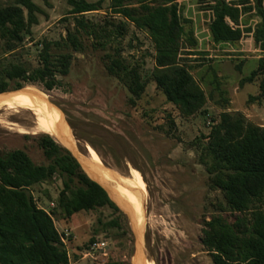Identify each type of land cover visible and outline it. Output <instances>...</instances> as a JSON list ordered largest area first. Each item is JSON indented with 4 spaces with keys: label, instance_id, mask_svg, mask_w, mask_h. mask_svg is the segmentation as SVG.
I'll list each match as a JSON object with an SVG mask.
<instances>
[{
    "label": "rangeland",
    "instance_id": "rangeland-1",
    "mask_svg": "<svg viewBox=\"0 0 264 264\" xmlns=\"http://www.w3.org/2000/svg\"><path fill=\"white\" fill-rule=\"evenodd\" d=\"M15 1L0 0V4ZM34 1L39 6L37 23L24 35L18 51L5 52L0 42V60L36 67L45 42L61 41L68 32L77 33L83 48H51L54 53L73 54L69 73L58 75L60 84L53 89L25 82L19 87L20 81L10 80L8 89L0 93V104L11 102L0 108V151L20 149L35 163L46 162L40 145L46 133L38 130L37 111L13 103L25 96L38 97L59 110L82 158L97 169L103 167L106 176L131 178L145 200L139 231L137 222L119 205L121 213L100 208L65 218L57 204L59 179L32 187L38 205L53 215L70 264H140V250L144 264H214L202 242L204 221L221 214L235 222L238 214L222 210L224 195L210 184L202 162L203 137L225 110L264 126V97L259 98L264 73L247 79L264 63V50L255 44L253 33L244 31L234 44L214 43L206 0H177L185 27L197 41L194 46L185 42L180 61L190 67L209 97L200 111L185 116L152 78L156 48L151 37L112 13L111 0H87L102 1V7L84 15L71 14L68 0ZM24 12L27 16L25 8ZM80 16L87 20L86 28L78 26ZM244 16L248 24L241 21V28H254L259 19L253 13ZM116 25L125 26L123 35L117 36ZM117 54L138 71L145 86L140 95L110 72V59ZM122 192L139 214L136 196L130 190ZM99 218L105 222L118 218L120 226L106 227Z\"/></svg>",
    "mask_w": 264,
    "mask_h": 264
},
{
    "label": "trees",
    "instance_id": "trees-1",
    "mask_svg": "<svg viewBox=\"0 0 264 264\" xmlns=\"http://www.w3.org/2000/svg\"><path fill=\"white\" fill-rule=\"evenodd\" d=\"M71 14L84 15L99 10L102 1L68 0ZM212 13L209 31L214 43L234 44L244 31L252 32L255 44L264 50V0H206ZM24 8L28 11L25 15ZM111 11L146 31L156 48L152 78L168 102L176 105L185 116L200 111L209 97L190 67L181 63V51L187 41L197 44L191 29L185 27L177 0H111ZM39 6L34 0H16L0 4V42L5 52H16L37 23ZM253 13L259 20L255 27L244 15ZM86 28L84 16L76 19ZM124 24V23H123ZM117 36L125 26H115ZM108 34V32H106ZM81 50L83 44L76 32H68L61 41H46L40 52V65L31 67L23 62L0 60V93L10 80L40 83L46 89L60 84L58 75H67L73 60L72 52L54 53L52 47ZM110 72L140 95L144 83L139 73L120 59L111 57ZM264 63L247 79L253 80ZM212 97V94H210ZM264 97V77L259 98ZM202 162L211 176L210 184L225 198L222 210L237 213L235 222L221 214L204 221L202 242L214 264H264V126L254 124L240 112L223 111L220 122L204 136ZM40 145L46 162L37 164L23 150L0 151V264H70V255L52 213L40 207L32 187L59 179L62 188L57 204L65 218L81 211L107 208L121 213L107 190L92 179L70 150L49 134ZM106 227H119L118 218L104 221ZM94 242V238L91 240ZM108 264H122L111 261Z\"/></svg>",
    "mask_w": 264,
    "mask_h": 264
},
{
    "label": "bare ground",
    "instance_id": "bare-ground-1",
    "mask_svg": "<svg viewBox=\"0 0 264 264\" xmlns=\"http://www.w3.org/2000/svg\"><path fill=\"white\" fill-rule=\"evenodd\" d=\"M9 103L11 104V102L1 103L0 108L6 106ZM13 103L18 107L20 105H24L36 110L38 115V121L36 122L39 128L38 130L51 135L58 142L63 143L62 145L73 150L78 155L79 159L85 166L86 171L91 177L95 178L106 187H109L112 190H114L115 194H117L116 196H118L119 194V196L123 200H120L119 197L118 198L115 197V200L119 203L120 207L130 215L135 225L137 222L139 231H141L142 229L141 226L143 224V219L145 217V207H144L145 200L142 193L136 187V185L131 180V178L128 179L122 176L119 177L115 174L114 175L111 174V176H106L105 169L103 167L98 168L99 169L98 170L88 160L82 158V156L77 153L76 140L72 135V133L70 132L69 128L66 127L63 116L61 115L59 110L52 104H49L35 96H25L14 101ZM131 188H137L139 191L134 192L131 190ZM123 190L124 191L130 190L136 196L138 200L139 214L135 212L133 206L125 199L124 193L122 192ZM139 255H140L139 257L140 264H144V259H143L144 256L142 254V250H140Z\"/></svg>",
    "mask_w": 264,
    "mask_h": 264
},
{
    "label": "water",
    "instance_id": "water-1",
    "mask_svg": "<svg viewBox=\"0 0 264 264\" xmlns=\"http://www.w3.org/2000/svg\"><path fill=\"white\" fill-rule=\"evenodd\" d=\"M71 152L73 153V155L77 158V160L80 162V164H81V166H84L83 165V163L81 162V160L79 159V157H78V155L73 151V150H71ZM87 172V171H86ZM90 176V175H89ZM91 177V176H90ZM92 179H94V180H96L95 178H93V177H91ZM97 182H99L98 180H96ZM106 190H107V192L109 193V195H110V197H111V199L117 204V205H119V203L115 200V197H119L120 198V200H123L120 196H119V194H118V196H116L117 194H115V192H114V190H112L111 188H109V187H106L105 185H103L101 182H99ZM131 190L132 191H134V192H137V191H139L137 188H131ZM126 203V202H125ZM120 206V205H119Z\"/></svg>",
    "mask_w": 264,
    "mask_h": 264
}]
</instances>
